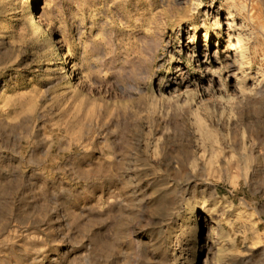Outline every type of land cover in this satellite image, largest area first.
<instances>
[{
  "label": "rangeland",
  "instance_id": "374dc122",
  "mask_svg": "<svg viewBox=\"0 0 264 264\" xmlns=\"http://www.w3.org/2000/svg\"><path fill=\"white\" fill-rule=\"evenodd\" d=\"M260 81L264 0H0V264H264Z\"/></svg>",
  "mask_w": 264,
  "mask_h": 264
},
{
  "label": "bare ground",
  "instance_id": "6f19581e",
  "mask_svg": "<svg viewBox=\"0 0 264 264\" xmlns=\"http://www.w3.org/2000/svg\"><path fill=\"white\" fill-rule=\"evenodd\" d=\"M206 12H207V15H206L205 19H203V21L200 25L204 29V31H205L204 34L206 36L208 35V33H207L208 30L211 29L210 28L211 24H212V26H214V29L218 30L220 33H223L224 31H226V34L229 36L228 38L233 36L231 31H234V29H235V21L233 19L234 17L229 12L224 10L221 6L217 7L214 4V1H212L209 5H207ZM224 14L226 15L225 21H223ZM209 19L211 20V24L209 23ZM225 26H226V28H225ZM195 29H196V27H195ZM229 42H230V40H229ZM238 52H239L238 58L241 56V58L243 59L245 55L241 54L242 52L240 53V51H238ZM241 58H239L238 60H241ZM243 61L241 60L240 63ZM75 68L76 67H74V69ZM246 71L247 70L244 66L240 65L239 67H237L235 70V73H233L234 74L233 75L234 76L233 82L236 85V88L238 90L237 92L239 93V96L241 98V100L239 99L241 101V103L244 102V104H249V103H252L253 100H252V95L249 94V92L246 91V88H245V80L247 77ZM224 86H226V84ZM251 93H253L254 95H259V96L264 95V82L260 81L258 83V87L255 90H253V92H251ZM249 173H250L249 171H247V172L244 171V173H243L244 177H246V175H248Z\"/></svg>",
  "mask_w": 264,
  "mask_h": 264
}]
</instances>
